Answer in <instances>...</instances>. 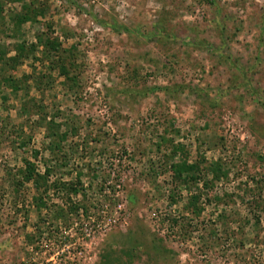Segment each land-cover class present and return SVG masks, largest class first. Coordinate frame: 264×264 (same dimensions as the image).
Returning <instances> with one entry per match:
<instances>
[{
    "label": "rangeland",
    "instance_id": "1",
    "mask_svg": "<svg viewBox=\"0 0 264 264\" xmlns=\"http://www.w3.org/2000/svg\"><path fill=\"white\" fill-rule=\"evenodd\" d=\"M31 2L0 0V52L30 56L0 88V264H264V0H36L19 26Z\"/></svg>",
    "mask_w": 264,
    "mask_h": 264
},
{
    "label": "trees",
    "instance_id": "2",
    "mask_svg": "<svg viewBox=\"0 0 264 264\" xmlns=\"http://www.w3.org/2000/svg\"><path fill=\"white\" fill-rule=\"evenodd\" d=\"M36 0H32L30 5L25 6L22 10V15L20 18V15L17 16L15 22H18V25L21 26L24 23H36L38 18L43 15V10L41 8H36L35 7ZM38 40V45L42 47V53L44 56V62L48 61L52 67H58L61 70L62 76H68L70 74V69L69 67L73 66V60L72 56L69 54L68 56L66 55V50H63L62 44L59 42L58 39H53L45 34H40L37 38ZM15 52L16 55L12 58H9L6 60V53L0 52V76L3 77L0 80V88L5 85L8 89H10L14 93H18L19 90L21 89V86H23V81H20L18 79H15L13 77L7 78V76L4 74L6 67L10 66L12 68H17L21 66L25 60L29 59V55H27V46L24 43L17 44L15 47ZM66 58H65V57ZM69 65V67H68ZM26 168L23 172V179L26 180L27 182L35 181L38 184L41 182H46L49 183L50 181V176L47 174V172L44 175H41L35 170V167L30 164L29 162H26ZM213 170L215 171L216 167H212ZM198 168H194L192 165H189L188 162H179L175 163L174 165L171 166V173L172 177L177 181L181 183H188L189 181L197 182V175L199 173ZM183 185V184H182ZM79 186V188H78ZM55 190H60L59 193L62 190V193L64 196L67 197L69 201L72 202L73 196H78L83 192L84 187L81 186V182H78V184L74 183H60L55 182L51 186ZM81 188V189H80ZM64 191V192H63ZM61 194V193H60ZM45 197L46 194L44 195V198H42L39 202L41 204V209L46 207L45 204ZM194 198V197H193ZM192 198V199H193ZM196 198L192 202V206L195 208L196 207ZM80 206L77 204V206H71L70 211L72 212H78ZM63 213V212H62ZM61 213V214H62ZM64 214V213H63Z\"/></svg>",
    "mask_w": 264,
    "mask_h": 264
}]
</instances>
